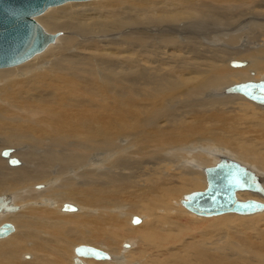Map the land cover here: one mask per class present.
Wrapping results in <instances>:
<instances>
[{"label":"bare ground","instance_id":"obj_1","mask_svg":"<svg viewBox=\"0 0 264 264\" xmlns=\"http://www.w3.org/2000/svg\"><path fill=\"white\" fill-rule=\"evenodd\" d=\"M35 19L62 35L0 68V204L14 207L0 264H75L78 243L109 255L82 264H264V211L182 204L207 168L238 162L206 167L213 148L264 187V114L248 101L264 105L225 93L264 71V0H92Z\"/></svg>","mask_w":264,"mask_h":264},{"label":"water","instance_id":"obj_2","mask_svg":"<svg viewBox=\"0 0 264 264\" xmlns=\"http://www.w3.org/2000/svg\"><path fill=\"white\" fill-rule=\"evenodd\" d=\"M90 0H0V68L17 66L35 55L42 53L51 44L56 43L60 35L48 33L37 21L36 17L44 14L50 8L68 3ZM242 62L234 61L233 67L244 66ZM226 94H240L264 105V81H248L234 84L225 89ZM6 150L3 155L8 156ZM14 159L13 165L19 162ZM208 186L204 191H197L185 196L182 204L186 209L205 217L235 213L252 215L264 211V203L254 200L239 201L238 191H252L264 196V187L259 177L238 162L221 159L215 166L205 170ZM0 204V211L14 209L11 204ZM63 211H76L71 204H65ZM140 220L133 218V223ZM14 231V226L5 223L0 226V238L7 237ZM75 264H82L80 257L109 259L104 251L90 246H78Z\"/></svg>","mask_w":264,"mask_h":264},{"label":"rangeland","instance_id":"obj_3","mask_svg":"<svg viewBox=\"0 0 264 264\" xmlns=\"http://www.w3.org/2000/svg\"><path fill=\"white\" fill-rule=\"evenodd\" d=\"M90 1H92V0H90ZM85 2V1H84ZM86 2H89V1H86ZM69 3H74V2H69ZM75 3H79V2H75ZM60 6H62V5H60ZM60 6H56V8L57 7H60ZM53 8H55V7H53ZM51 9V8H50ZM256 21H258L257 19H253L252 20V22L253 23H255ZM207 22H210V21H207ZM43 26V25H42ZM244 31H248L249 30V28L248 29H243ZM237 31V30H236ZM243 31V32H244ZM231 33H234V32H231ZM259 34V33H258ZM60 35H62L61 33H60ZM255 35H257V34H255ZM260 35V34H259ZM259 44V43H258ZM263 44V43H262ZM20 66V65H19ZM17 67V66H16ZM230 67H232L231 66V64H230ZM15 68V67H14ZM2 69H5V68H2ZM251 75H253V77L252 78H248V79H246V80H244V81H252V80H254V81H261V80H264V71H260V72H258V71H254V73H251ZM233 82H236V81H233ZM240 82H243V81H239V82H236V83H240ZM235 84V83H234ZM233 85V84H232ZM234 96V95H233ZM225 97H227V96H225ZM239 97V96H238ZM240 97H242V96H240ZM213 98H215V97H213ZM246 100V99H245ZM248 101V100H247ZM237 102L238 103H240V104H243V105H245L246 103L245 102H243V101H240V100H237ZM250 104H252L253 106H252V109H251V111L252 112H254V113H256V114H264V107H262V109L263 110H261V109H258V108H256L255 106H257V105H255L254 103H252L251 101H248ZM126 140H130V142L132 141V139L130 138V139H126ZM123 145H125V143H123ZM227 150V149H226ZM215 152V153H214ZM220 152H224V150H222L221 149V147H219V148H213L212 150H211V152L208 154V159L210 160V163L206 166V167H208V166H212V165H214L217 161H218V156L219 155H226L227 157H229V158H233L234 160H236V161H238V162H240V163H242V164H245L244 163V161L243 160H241L240 158H238L237 156H236V154L235 155H233V152L229 149L228 150V152H226V154L225 153H220ZM214 153V154H213ZM246 166H248V167H250V165L249 164H245ZM6 166H7V164H6ZM40 185H42V184H40ZM196 191H199V190H193V191H189V190H187V191H185V192H183L182 193V196L183 195H186V194H190V193H192V192H196ZM14 192V191H13ZM244 193H247V192H244ZM249 193V192H248ZM4 194V193H3ZM11 194V193H10ZM240 194V193H239ZM181 197V196H180ZM240 199V198H239ZM262 200V199H261ZM34 201H36V202H41L40 200H34ZM43 203V202H42ZM46 204H44V205H42V206H40V207H44ZM76 205V204H75ZM39 207V206H38ZM188 211V210H187ZM143 214V213H142ZM192 214V213H191ZM260 214H262V213H260ZM264 214V213H263ZM138 217H140L141 219H142V217L141 216H139L138 214H136ZM235 215V214H234ZM257 215V214H256ZM193 216L194 217H196V215H194L193 214ZM236 216H239L238 214L236 215ZM219 217V216H218ZM217 217V218H218ZM221 217V216H220ZM241 217H245V216H241ZM247 217H253V216H247ZM7 218V217H6ZM139 218V219H140ZM197 218H199V217H197ZM202 218V217H201ZM212 218H216V217H212ZM0 219H5V218H0ZM131 224H132V220H131ZM141 224H142V222H141ZM133 225V224H132ZM83 245V244H81V243H78V244H76V245ZM27 254V253H26ZM28 255H29V253H28ZM113 264V263H112Z\"/></svg>","mask_w":264,"mask_h":264},{"label":"snow or ice","instance_id":"obj_4","mask_svg":"<svg viewBox=\"0 0 264 264\" xmlns=\"http://www.w3.org/2000/svg\"><path fill=\"white\" fill-rule=\"evenodd\" d=\"M134 222H138V221H134Z\"/></svg>","mask_w":264,"mask_h":264}]
</instances>
